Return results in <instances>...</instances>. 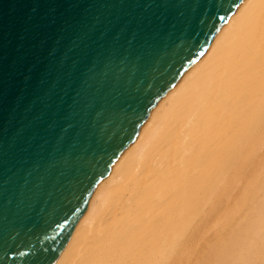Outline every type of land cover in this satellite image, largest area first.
Instances as JSON below:
<instances>
[{"label":"water","instance_id":"obj_1","mask_svg":"<svg viewBox=\"0 0 264 264\" xmlns=\"http://www.w3.org/2000/svg\"><path fill=\"white\" fill-rule=\"evenodd\" d=\"M243 0H0V264H54L93 191Z\"/></svg>","mask_w":264,"mask_h":264},{"label":"bare ground","instance_id":"obj_2","mask_svg":"<svg viewBox=\"0 0 264 264\" xmlns=\"http://www.w3.org/2000/svg\"><path fill=\"white\" fill-rule=\"evenodd\" d=\"M54 264H264V0L155 104Z\"/></svg>","mask_w":264,"mask_h":264}]
</instances>
